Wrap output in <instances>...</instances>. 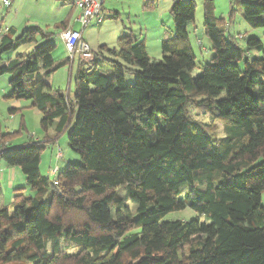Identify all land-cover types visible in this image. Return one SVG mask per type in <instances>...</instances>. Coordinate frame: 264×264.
Masks as SVG:
<instances>
[{
	"label": "trees",
	"instance_id": "obj_1",
	"mask_svg": "<svg viewBox=\"0 0 264 264\" xmlns=\"http://www.w3.org/2000/svg\"><path fill=\"white\" fill-rule=\"evenodd\" d=\"M242 11L252 27H264V0H242ZM171 12L175 30L162 40L161 59L149 56L145 41L122 35L118 47L97 52L98 67L82 62L73 96L46 82L67 64L56 62L53 43L38 44L48 33L34 28L13 38L11 28L1 36L8 97L38 108L43 129L70 128L82 161L50 180L40 170L42 141L11 146L12 134L0 133L1 161L18 167L31 189L15 196L13 211L0 202V264H264V45L240 34L241 45L214 0H205L215 54L194 76L187 25L196 3L178 1ZM194 108L213 110L225 134L194 118ZM185 208L204 220L165 219ZM62 239L77 250L62 249Z\"/></svg>",
	"mask_w": 264,
	"mask_h": 264
},
{
	"label": "rangeland",
	"instance_id": "obj_2",
	"mask_svg": "<svg viewBox=\"0 0 264 264\" xmlns=\"http://www.w3.org/2000/svg\"><path fill=\"white\" fill-rule=\"evenodd\" d=\"M195 2L196 13L194 21L187 25V30L196 55L197 67L192 71L194 76L199 75L203 67L212 62L214 57L213 43L206 34L204 25L205 0H104L103 12L104 20L98 23L97 19L84 29V37L90 42L92 49L97 52L100 50L107 54L104 47H118V40L122 35H130L139 40L145 41L149 56L154 60L163 57L162 40L174 33L175 25L171 12L176 2ZM216 16L226 23H230L229 32L234 35L241 45H246L245 39L240 38V34L245 37L259 38L264 45V27H252L245 19L242 11V0H214ZM80 10L76 9L71 3L62 0H14L10 7L3 4L0 0V38L3 34H9V29L13 28L15 34L13 38L20 36L25 30L41 28L49 34L47 39L39 38V45L46 42L53 43V56L56 62L66 61L67 64L46 77V82L53 88H59L64 93L73 96L75 82L79 69L80 56L75 55L72 82L69 86V72L72 67L70 52L66 49L60 32L64 26L71 25L76 30L82 29V24L78 21ZM35 44L23 45L17 49L8 50L3 54V59H13L20 52H30L35 48ZM251 57H260L262 52L257 49L249 51ZM110 79L115 78L112 69H104ZM72 72V71H71ZM0 78V133L12 134L10 139L20 141L41 142L44 148L41 151L40 170L43 176L50 180L55 178V173L64 171L71 163H81L79 153L72 150L69 143V129L57 134L55 127L48 130L41 126L42 113L38 108L29 104L14 106L16 101L8 97L12 92L11 86L4 84ZM126 81L132 84L136 81L133 71L126 73ZM11 108H19L11 112ZM194 118L217 125V135L222 137L224 123L220 121L213 110H203L194 108L191 111ZM76 117L73 120L74 124ZM71 125V127H72ZM61 154V155H60ZM3 161V160H2ZM3 169L0 175L2 194L1 204L9 207L13 211L14 199L17 194L23 191L30 193L31 189L27 181L21 176L11 173L8 165L2 162ZM55 171V173H54ZM48 193L52 191L49 187ZM184 189L183 192H185ZM47 193V194H48ZM262 203L264 205V191L262 193ZM134 211L135 205L130 201L126 202ZM200 216L192 209L185 208L168 213L165 219L168 220H190ZM73 221L77 222L81 216L73 214ZM137 230V228H136ZM60 247L69 252H75L77 246L74 243H67L62 239Z\"/></svg>",
	"mask_w": 264,
	"mask_h": 264
},
{
	"label": "built area",
	"instance_id": "obj_3",
	"mask_svg": "<svg viewBox=\"0 0 264 264\" xmlns=\"http://www.w3.org/2000/svg\"><path fill=\"white\" fill-rule=\"evenodd\" d=\"M3 4L10 7L14 0H2ZM64 2L71 3L76 9L80 10L78 21L82 24L81 30H76L72 26L67 27L60 32V37L64 42V45L68 52H70L73 58L76 54H79L82 62L88 63L95 56V49L83 38L84 29L93 21L97 19L98 23H102L104 20L103 4L104 0H62ZM4 152V149H0V155ZM61 155V154H60ZM2 173V161L0 158V175ZM55 173V171H54ZM56 174V173H55ZM55 184L57 182L55 181Z\"/></svg>",
	"mask_w": 264,
	"mask_h": 264
},
{
	"label": "crops",
	"instance_id": "obj_4",
	"mask_svg": "<svg viewBox=\"0 0 264 264\" xmlns=\"http://www.w3.org/2000/svg\"><path fill=\"white\" fill-rule=\"evenodd\" d=\"M67 27H69V26H71V25H66ZM73 27V26H72ZM83 33V32H82ZM83 38L85 39V37H84V33H83ZM86 40V39H85ZM87 41V40H86ZM88 42V41H87ZM89 44H90V42H88ZM91 45V44H90ZM75 56L73 57V64H72V67H71V70H70V72H69V86L71 85V82H72V76H73V70H74V61H75ZM80 60V63H79V69L81 68V66H82V60L81 59H79ZM101 60H102V58H101V56H99V55H97V51H96V53H95V56H94V58L90 61V62H88V63H85L84 62V65H85V67L86 68H95L96 66L98 67L99 65L98 64H100L101 63ZM79 69H78V71H79ZM72 71V72H71ZM1 79H3L4 81V84L6 85H8L9 84V79H8V77L7 76H3V77H0ZM30 103V101H26V100H19V101H14L13 102V105L14 106H21V105H24V104H29ZM16 142V140H13V139H11L10 140V142H9V145H11V146H21V145H24L26 142H27V140L25 141H20L19 143H15ZM8 167H9V170H11V173H14L15 172V174H16V176H21V178L23 179L24 178V176H23V174H22V172H21V170L18 168V167H16V166H10V165H8ZM17 173H18V175H17ZM24 180H25V178H24ZM27 192H24V194H26Z\"/></svg>",
	"mask_w": 264,
	"mask_h": 264
}]
</instances>
